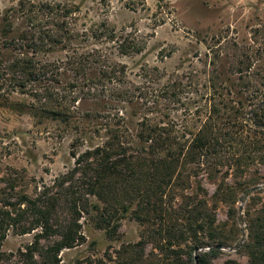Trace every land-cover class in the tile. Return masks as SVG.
Wrapping results in <instances>:
<instances>
[{
    "label": "rangeland",
    "instance_id": "obj_1",
    "mask_svg": "<svg viewBox=\"0 0 264 264\" xmlns=\"http://www.w3.org/2000/svg\"><path fill=\"white\" fill-rule=\"evenodd\" d=\"M20 1L28 0H0V20ZM30 1L60 4L76 11L69 20L70 29L76 35L86 32L87 36L73 42V47L110 46L103 39H93L90 33L91 29L103 31L105 24L114 30L115 37L130 36V40L138 41L142 47L139 54L115 56L116 62L127 67L129 80L134 83L139 81L134 75L140 68H157L161 84L174 75L182 83H192L194 93L187 98H195L196 92L201 94L212 84L221 96V113L231 119L236 110L240 112L239 121L246 119L250 111L264 117V0ZM67 56V49L58 48L41 58L52 63ZM12 57L0 55L2 65L7 66ZM9 79L10 73L0 80V209L17 222L7 221L3 228L0 226V264H46L48 249L61 240L65 221L71 216L63 203L56 205L52 236L37 240L41 229L32 230L37 218L24 212L22 203L37 197L45 187H52L74 167L70 147L74 136L64 132L63 124L51 116L40 114L37 99L9 88ZM79 107L83 112L96 110L92 103H81ZM184 109L177 105L176 117ZM127 113L134 112L128 109ZM137 120L133 119L132 127ZM242 163L239 171L227 164L220 166L214 182L201 173L198 179L191 178V190L177 192L180 196L174 208L198 185L205 190L208 196L198 192V199L207 200L215 218L213 240L207 233L194 239L186 234L180 240L174 230L165 231L176 221L163 222L165 226L156 219L149 223L137 221L134 207L117 222L119 227L114 232L98 229L83 215L75 231L81 238L73 248L58 254L57 264H162L169 242L171 249L180 253L179 259L172 257V264H193L191 249L198 247L194 256L207 254L211 245L221 250L215 256L209 255L207 264H252L254 255L264 253V162L256 156L253 163ZM218 184L233 190H224L215 198Z\"/></svg>",
    "mask_w": 264,
    "mask_h": 264
},
{
    "label": "trees",
    "instance_id": "obj_2",
    "mask_svg": "<svg viewBox=\"0 0 264 264\" xmlns=\"http://www.w3.org/2000/svg\"><path fill=\"white\" fill-rule=\"evenodd\" d=\"M75 13L60 4L28 0L7 10L0 20V55H13L7 66L0 59V80L10 73L9 88L37 99L40 114L51 116L74 136L70 146L74 167L52 187L22 203L24 212L37 218L32 229H41L37 240L52 236L56 205L63 203L71 216L61 240L48 249L46 264H57L58 254L75 246L81 238L75 231L83 215L98 229L114 232L117 222L134 207L137 221L156 219L163 226V222L178 221L165 231L174 230L180 240L186 234L194 239L205 233L213 240L215 218L207 200L198 199V192L208 196L205 190L198 185L174 208L177 192L191 190V178L198 179L201 173L214 182L224 164L239 171L242 161L250 164L258 156L264 162V117L250 111L239 121L236 110L231 119L221 113V96L212 84L203 93L196 92L195 98H187L194 93L192 83H182L174 75L161 84L157 68H140L134 75L139 81H130L127 67L116 62L115 56L139 54L140 43L130 36L115 37L105 24L103 31L91 29L90 33L110 46L73 47V42L87 36L70 29ZM58 48L67 49L69 56L52 63L42 61L41 56ZM81 103H92L96 110L83 112ZM177 105L185 107L179 117ZM128 109L134 113H127ZM133 119H138L134 127ZM95 141L99 143L91 145ZM81 147L86 148L78 152ZM224 187L216 186L215 198L233 190ZM7 221L17 222L0 209L1 228ZM170 245L162 264H172L173 256L180 258ZM211 246L207 254L195 256L198 247H193L191 262L207 264L208 256L219 251ZM252 264H264V253L254 255Z\"/></svg>",
    "mask_w": 264,
    "mask_h": 264
},
{
    "label": "water",
    "instance_id": "obj_3",
    "mask_svg": "<svg viewBox=\"0 0 264 264\" xmlns=\"http://www.w3.org/2000/svg\"><path fill=\"white\" fill-rule=\"evenodd\" d=\"M213 249H215V250H221V247L220 246H215Z\"/></svg>",
    "mask_w": 264,
    "mask_h": 264
}]
</instances>
